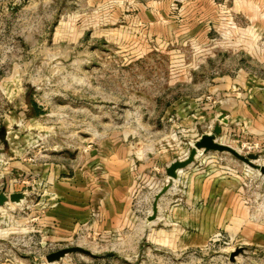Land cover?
Listing matches in <instances>:
<instances>
[{"label":"rangeland","instance_id":"374dc122","mask_svg":"<svg viewBox=\"0 0 264 264\" xmlns=\"http://www.w3.org/2000/svg\"><path fill=\"white\" fill-rule=\"evenodd\" d=\"M248 75L264 81V0H0V189L21 194L0 264H264L262 174L208 151L166 175L230 105L216 79L248 93ZM217 140L264 164V141ZM112 161L110 188L93 177Z\"/></svg>","mask_w":264,"mask_h":264},{"label":"crops","instance_id":"0c3cea01","mask_svg":"<svg viewBox=\"0 0 264 264\" xmlns=\"http://www.w3.org/2000/svg\"><path fill=\"white\" fill-rule=\"evenodd\" d=\"M235 78L236 77L231 78L230 76H223L222 79L217 78L215 81L216 84L214 89L211 90L210 88L209 90L210 93L216 92V94L224 90H227V92L230 91V105H228V108L226 109L222 107H219L218 109L220 111L224 109L225 113L223 112L222 114H224L227 120L225 124H220L221 133H225L227 135L230 134V132H235L246 135L252 139L259 140L260 142L264 141V81L252 75L245 76L244 78L247 83H249L250 81H254L256 84L260 83V85H258L257 89L251 90V92L247 93V90H245V92L242 93L238 91V89L242 86L240 85V82ZM243 97L248 100H251L250 103L246 100H242L244 99ZM203 106L204 105L202 104V106L200 105L199 108ZM229 124H233V126L229 127ZM104 168V170L98 173V176L94 175L96 177H93V180L95 179L96 182L98 180L104 181V185H107L108 187L110 186L111 188L112 186L109 184L111 181H114L112 180V176H114L116 171L121 168V164L120 162H118L117 164H113L112 161L111 167L106 165ZM87 184L88 180L87 182H85V185L82 187V189L87 188ZM100 184L102 183L100 182ZM107 197H109V195L105 193V199ZM80 211H86V214L84 213V216L81 213V220L84 219V221H87V213L89 212L88 206L86 207V205H80ZM112 211H114L113 208ZM106 213L108 214L107 210Z\"/></svg>","mask_w":264,"mask_h":264},{"label":"water","instance_id":"95a60500","mask_svg":"<svg viewBox=\"0 0 264 264\" xmlns=\"http://www.w3.org/2000/svg\"><path fill=\"white\" fill-rule=\"evenodd\" d=\"M218 123L214 124L212 127V131L202 132L199 137L193 142L191 151L189 156L182 161H176L171 163L166 168V175L168 177H174L177 168L183 167L187 162L191 161L193 156L198 152L206 153L208 151H217V152H227L243 162L250 168L256 169L258 173L264 176V164L256 163L259 159V155L257 153H241L237 149L231 147L228 144L223 142H219L217 140V136L221 135V123H226L227 120L224 114H219L217 116ZM170 187V182H166L154 195L153 202L151 205V214L148 215L147 220L151 221L155 218L156 215V203L157 199ZM21 199V194L18 193H5L2 189H0V206L7 203L8 201H17ZM242 252V248L238 247L232 250L229 254V259L233 260L234 257Z\"/></svg>","mask_w":264,"mask_h":264},{"label":"built area","instance_id":"2783aa9c","mask_svg":"<svg viewBox=\"0 0 264 264\" xmlns=\"http://www.w3.org/2000/svg\"><path fill=\"white\" fill-rule=\"evenodd\" d=\"M257 147H258L257 142H253V141L251 142V141L245 140L240 143V150L238 151L240 152L243 150L244 153H250V151L256 149Z\"/></svg>","mask_w":264,"mask_h":264},{"label":"trees","instance_id":"16d2710c","mask_svg":"<svg viewBox=\"0 0 264 264\" xmlns=\"http://www.w3.org/2000/svg\"><path fill=\"white\" fill-rule=\"evenodd\" d=\"M31 104H32V108L35 110V104L33 102Z\"/></svg>","mask_w":264,"mask_h":264}]
</instances>
